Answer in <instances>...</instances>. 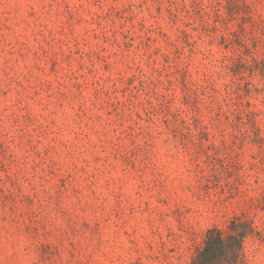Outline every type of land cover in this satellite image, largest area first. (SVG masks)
<instances>
[{
	"label": "clouds",
	"instance_id": "1",
	"mask_svg": "<svg viewBox=\"0 0 264 264\" xmlns=\"http://www.w3.org/2000/svg\"><path fill=\"white\" fill-rule=\"evenodd\" d=\"M0 264H264V0H0Z\"/></svg>",
	"mask_w": 264,
	"mask_h": 264
},
{
	"label": "trees",
	"instance_id": "2",
	"mask_svg": "<svg viewBox=\"0 0 264 264\" xmlns=\"http://www.w3.org/2000/svg\"><path fill=\"white\" fill-rule=\"evenodd\" d=\"M215 237L214 236H209L206 244H205V248L207 249L209 245H211L214 241Z\"/></svg>",
	"mask_w": 264,
	"mask_h": 264
}]
</instances>
